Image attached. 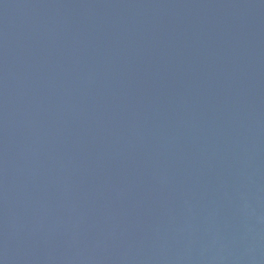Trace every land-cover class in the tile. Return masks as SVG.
I'll return each mask as SVG.
<instances>
[{"label": "water", "instance_id": "water-1", "mask_svg": "<svg viewBox=\"0 0 264 264\" xmlns=\"http://www.w3.org/2000/svg\"><path fill=\"white\" fill-rule=\"evenodd\" d=\"M0 264H264V0H0Z\"/></svg>", "mask_w": 264, "mask_h": 264}]
</instances>
